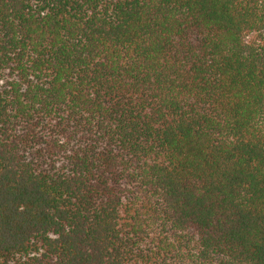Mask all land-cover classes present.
I'll list each match as a JSON object with an SVG mask.
<instances>
[{"label": "trees", "instance_id": "16d2710c", "mask_svg": "<svg viewBox=\"0 0 264 264\" xmlns=\"http://www.w3.org/2000/svg\"><path fill=\"white\" fill-rule=\"evenodd\" d=\"M0 264H264V0H0Z\"/></svg>", "mask_w": 264, "mask_h": 264}]
</instances>
